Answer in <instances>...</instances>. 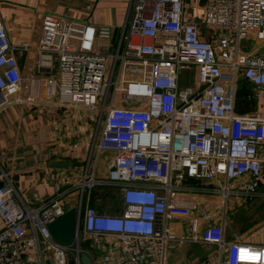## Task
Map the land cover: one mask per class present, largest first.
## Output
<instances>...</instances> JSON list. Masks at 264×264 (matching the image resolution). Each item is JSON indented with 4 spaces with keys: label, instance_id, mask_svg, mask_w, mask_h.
<instances>
[{
    "label": "built area",
    "instance_id": "obj_1",
    "mask_svg": "<svg viewBox=\"0 0 264 264\" xmlns=\"http://www.w3.org/2000/svg\"><path fill=\"white\" fill-rule=\"evenodd\" d=\"M202 4L198 20L185 16L188 0H131L128 23L114 43L108 25L57 18L45 23L37 66L56 65L53 100L77 109L99 99L97 152L113 153L103 177L92 171L74 186L81 193L116 188L119 212L80 198L74 237L63 245L47 230L67 210L61 195L28 207L4 181L0 264H67L70 252L76 264L81 254L90 264H165L168 245L183 239L172 222L193 217L194 206L184 199L193 189L203 190L207 201L198 211L203 227L191 239L215 246L217 264H264V243L225 239L226 216L216 209L229 197L252 200L264 177V0ZM242 41L253 48L243 49ZM19 47L29 44L12 43L0 16V110L36 102L32 94H19ZM189 66L194 84L181 85L180 71ZM241 79L251 90L238 89ZM238 90L258 115L238 108ZM193 180L199 186L186 184ZM85 238L91 250L80 249Z\"/></svg>",
    "mask_w": 264,
    "mask_h": 264
},
{
    "label": "crops",
    "instance_id": "obj_2",
    "mask_svg": "<svg viewBox=\"0 0 264 264\" xmlns=\"http://www.w3.org/2000/svg\"><path fill=\"white\" fill-rule=\"evenodd\" d=\"M188 2L190 7V0ZM192 2L196 7L203 6L199 0ZM130 7L131 0H0V16L10 41L29 44L28 48L19 47L15 52L24 76L19 94L21 97L31 94L36 97L34 104L21 102L0 110V173L5 174L4 180L0 178V184L6 181L13 185L14 197L19 204L36 207L60 194L59 201L66 209L77 207L79 201L75 193L80 189L74 184H81L84 175L92 171L96 178L103 177L108 162L101 164V155L107 154L113 158V153L97 152L96 148L102 129L99 99L94 101L95 105L77 109L60 107L53 100L56 65L53 64L50 69L37 66V39L43 26L56 18L111 25L114 43L128 23ZM201 12L202 9L199 13L197 8H187L185 16L201 20ZM247 106L249 109L243 111L259 114L256 107L252 109L251 103ZM98 171H102V174H98ZM73 173L74 177L80 178L69 184V175ZM186 184L191 188L199 186L194 180ZM193 190V193H185L184 197L194 206L193 217L191 220L172 222L176 234L183 239L168 245L165 264H217L215 246L191 239L193 232L199 235L203 227L198 211L207 201L203 190ZM84 191L87 192V189ZM71 193L74 196L66 200ZM216 207L220 214L233 216L230 217L231 224L240 234L264 230V177L252 200L243 202L239 198L229 197L224 207ZM193 219L197 221L194 227ZM233 235L225 229L227 240L264 243V240L252 241L242 235L232 238ZM79 245L82 250H91L88 238L82 239ZM82 255L85 254L80 257ZM75 256L73 252L69 253L67 264H76Z\"/></svg>",
    "mask_w": 264,
    "mask_h": 264
},
{
    "label": "rangeland",
    "instance_id": "obj_3",
    "mask_svg": "<svg viewBox=\"0 0 264 264\" xmlns=\"http://www.w3.org/2000/svg\"><path fill=\"white\" fill-rule=\"evenodd\" d=\"M202 2V0H200ZM190 10L194 9V8H197V11L200 13V10L203 8H201L200 5H198L197 7L194 5L195 3L192 2V0H190ZM193 4V5H192ZM203 13V9H202V12H201V15ZM200 15V16H201ZM92 24L98 26V25H105V24H97V23H93L91 22ZM110 27H112L111 25H108ZM241 45L243 47V49L245 50H251L253 47L251 46V44L247 43V42H244L242 41L241 42ZM104 52H110L109 50H106V49H103ZM110 66V65H109ZM194 78H193V67L192 66H189L187 67L186 69H183L180 71V84L181 85H193L194 83ZM245 94L246 92L244 90H238V93H237V99H238V108L240 110H248L249 109V106H247L246 102H245ZM110 159V156H108L107 154L105 155H101L100 157V163L101 164H104L106 162H108V160ZM98 174H102V171H98ZM75 173H73L72 175H69V184H72V182L76 179H79L80 177H74ZM76 188H78V190L80 188V185H76L75 186ZM76 190V189H75ZM79 190V192L75 193V195H78L77 199L78 201H80V198L83 200V202L88 198V195L89 193L88 192H83L81 193V191ZM97 192V197L95 199H97V203L102 206V209H105V210H110V211H113L115 212V210H117V206L119 205V194H118V190H105V188L103 189H100L98 188V190L96 191ZM108 195V197H107ZM73 195V193L69 194L68 197H66L68 199H70ZM113 196V197H112ZM112 197V199H111ZM230 217H233L232 215L226 217V226H225V229L227 230V233L230 232V234H235V235H242L252 241H263L264 240V230H253V231H248V232H244L243 234L241 233L240 234V231L237 230V229H234V224L232 225L231 224V219ZM236 219V218H235ZM236 227V226H235ZM232 238H234V236ZM71 254V252H70Z\"/></svg>",
    "mask_w": 264,
    "mask_h": 264
},
{
    "label": "water",
    "instance_id": "obj_4",
    "mask_svg": "<svg viewBox=\"0 0 264 264\" xmlns=\"http://www.w3.org/2000/svg\"><path fill=\"white\" fill-rule=\"evenodd\" d=\"M252 84L245 79L239 80L238 89L251 90ZM254 105V102H251ZM78 218V208L71 207L67 209L62 215L56 217L47 224V230L53 241L60 244H70L76 227ZM82 264H90V259L87 255L80 257Z\"/></svg>",
    "mask_w": 264,
    "mask_h": 264
},
{
    "label": "trees",
    "instance_id": "obj_5",
    "mask_svg": "<svg viewBox=\"0 0 264 264\" xmlns=\"http://www.w3.org/2000/svg\"><path fill=\"white\" fill-rule=\"evenodd\" d=\"M98 188H100V189H102V188L104 189L105 188V190H107V191H109V190H117V189L114 188V187H110V186H93V187L90 188L89 195H88V204L93 206V207H95V208H97L98 210H105V209H102V206H100L96 202L97 199H95L97 197V192L96 191L98 190ZM107 197H108V195H107ZM112 197H111V199H112Z\"/></svg>",
    "mask_w": 264,
    "mask_h": 264
}]
</instances>
